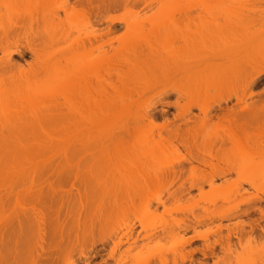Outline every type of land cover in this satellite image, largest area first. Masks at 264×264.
Wrapping results in <instances>:
<instances>
[{
  "label": "rangeland",
  "instance_id": "rangeland-1",
  "mask_svg": "<svg viewBox=\"0 0 264 264\" xmlns=\"http://www.w3.org/2000/svg\"><path fill=\"white\" fill-rule=\"evenodd\" d=\"M11 1L9 0V2ZM19 1L21 2V0ZM118 1H121L119 2L118 6L110 8V10L104 13L103 16L99 17V20L97 21H100L101 17L106 19L105 21L102 19L101 23L94 21L92 17L93 15H90L88 13L87 14L90 15L88 22H86L88 20V15L86 16V20H84V17H82L83 15L81 16L83 19L80 16H75V23H77L78 26H81V23L83 24L85 22H91L92 24H89L97 27H94V30L98 31L100 29L101 31V29H103L104 31H107L106 33H108L107 36L109 37L105 36V34L102 33V36H97L98 38L99 36L100 39L105 38V40L110 38V42L111 37L113 38L111 46L112 48L109 46H107L109 47L108 50L106 49L107 47L104 48L105 51L107 50L105 53H107L108 56L112 55V57L109 58V61L111 63L107 60V62H105V65H103L105 66V68H107L106 71L103 66L101 67L103 72L100 68L101 74H103L104 76L102 75V77L99 73L98 75L101 76L102 80L104 77L106 78L108 76H110L107 78H110V82L112 80L115 81V79L118 80V77L115 76V74H112L113 72H115L114 70L117 66H120V69L118 67L117 68L121 71L123 69L125 70L126 68L131 69L129 68V66L125 67V62H120L119 60L121 56L127 55V53L129 52L131 53V51H129L130 49H128L127 43L133 44L135 41L134 38L138 39L140 36V39H143L144 36L147 35V38L151 37V39L154 40L158 38L157 41L160 40L159 42L161 43L166 39L169 40V42H171L172 40L174 41L168 43L167 46H165L166 42L165 44L162 43L163 46L167 47L168 49L167 50L164 48L165 50H163L162 44L153 40L154 42H157L156 45L158 44L157 47H159L158 50H156L157 47L151 44V47L155 48L153 49L155 50V52L152 50L153 55L150 58L151 60H147V73L145 74V76H143L144 74L141 75L140 73L138 74L139 76H137V73L134 76V78L137 76L134 81H136V83L137 81H140L139 83L131 86H124L118 81H116V84L114 81H112L115 84V88L111 89L105 87L106 90H108V93H105L104 95L102 94L103 99L101 98L102 96L99 95V93H97L99 96H101L99 98L98 95L95 93V95H97V99H101V101H99V104L100 102H102V105L105 104V101L108 99L110 101L107 103V105H110L112 115L114 116L111 115L110 120H107L108 122L104 121L105 123L94 126L95 123L92 121V126L88 125L85 121V114L88 111L84 113L87 110H85V107H83L84 104L83 106H80V103L78 104L77 102H75L77 106L74 105V110V103L72 102L75 101L73 100L74 98L70 102V97L69 102L72 103V105H70L69 102L67 103L65 100H63V97H53V100H55L53 102L51 100L52 97L50 99V96H48L47 98L45 97L44 100L46 103L48 102L52 105H55V103H64L63 106L60 105V108H64L65 106L67 107L66 109L62 108L63 110L60 109L64 113L63 114L61 112V118L63 119V122L59 120L60 123H58V125L56 126L57 129H53H56L57 131L59 130L60 132L63 131L62 129L67 130L66 128L69 127L73 130L75 129L73 131V134L76 138L75 140H77L75 144L77 146L79 144L81 145L82 143L86 144V146L82 144V147L80 149L84 152L87 151L86 155L85 153L84 155H82L88 158H83L82 155L77 154V157L75 158L73 157L69 159H59L61 161H59L60 163L58 162L60 164L58 168H53V166H56L53 165V163H55L56 161L51 162L53 159H33L31 161L29 160L30 162L25 161L16 169L17 174L11 175L8 181V183L12 186L11 197L8 206L6 204L4 205V209L5 215L7 211V214L9 213L8 215H11L10 217L12 221L10 224L9 241L4 242L1 246L0 264H68L70 261H73V264H86L84 256H91L88 260L89 264H140L142 263L143 259L144 261L148 262V264H174L175 261H179L181 259V256H186L191 249L197 248L198 250H201V247L205 246V244H209L208 246L212 245L216 257H214L211 253L210 255V251L207 250L206 252L209 256L207 255L202 257L201 252H198L197 250L196 252H193L191 254V258L193 260L192 263L186 260L185 262L180 264H264V259L262 261V258L264 257V236L259 235L261 234L260 227H264V215L261 216L260 211L261 209H264V201L261 200L262 197H264V164H259L260 166L258 167L256 166L258 164L257 163L255 166L258 168L255 169V173H253V165L256 163L255 161L254 163L252 160V162L254 163L252 164V162L250 163L249 160L247 161L244 158L247 161L246 162L242 160L243 164L246 163L245 165H239L242 161H239L237 163L235 161V163H230L229 161H227L226 163H224L225 161L220 159L223 157L217 155V150H219L218 148L220 147V145H222L221 142L223 140H225L224 147L229 148L228 146H230L231 143L227 138H229L233 132L239 135L240 137L243 136L241 131H239L236 127L234 128L233 124L221 121V119L219 121V119L217 120L215 119V117H212V119L208 122L205 128L200 126L202 128V131L200 132H202L203 136L205 135V138L207 137V139L203 141V146L201 147V150L204 152H211L213 157H208L209 155H205V157H202L207 161H209L210 159L211 162H208V165L206 163V165H203L198 161L191 160L192 166H196H194L195 170L191 166V163L190 165L189 163L186 164V161L184 160L185 158L187 160H190L191 157L188 156L190 150L188 152L187 148L185 149V147L183 148V146H179L175 141L173 142V144L177 146L176 149H173L174 147L172 145L168 146V144H166L169 148L166 150L171 152V155L169 152H167V155L164 154L162 158H160L161 163L158 162L159 164H156L157 162L155 161H157V159L154 158L156 159L153 160L154 165L151 163V159L150 161L148 160L149 158L146 157L147 155L145 157L142 156L145 153H143L142 155L138 153L141 156L135 153L137 149H134L135 152H133L134 150L130 148V153L133 152L134 156L127 152L126 155L125 153L122 154V152H124V141L116 142L114 148L112 144L110 145L112 148H109H111V150H114L112 155L104 153V155H102V153L99 154L100 149L102 148H100V146L103 145L102 142L104 140H106L107 142V139H117V137L120 135L126 137V141L130 142L129 144L132 143V146H137L139 145L138 140H144V138L146 139V141L140 142H145V145H147L146 143L149 144V139H156V134H158L159 131H162L161 134L163 136L167 134V131L158 130L157 128L158 125L164 121V116L162 117V115H160L159 113L154 124L149 123L148 120H144L143 122L134 124L132 120L135 115H138L140 112H142L146 108L151 107V105H154L155 103L158 109H167V116L165 117L169 119L172 118L175 114H178L176 112V108H173L172 106H164L163 104L159 103L160 101H157L159 99V96L157 95L158 92L165 89H169L170 87H177L180 85L183 86L185 84L184 76L187 73L185 71L188 70V66L190 67V65L188 64H192L191 70L198 72L199 83H201L202 89L197 96L181 99V110L179 109L180 111H184L194 103H199L201 105L215 104V102L219 100L220 97H222V99L223 97L231 98L227 101V103L223 101H221L222 103L219 102L222 107L225 104L230 105L232 104V102H234L236 106H239L241 103H238L239 105L236 104L237 102L235 101L234 96H241L243 94L241 88L242 84H244V81L246 79L249 80L250 77L255 75V73L259 71H264V63L259 62V65L257 67L251 68L250 64H248L250 59L247 57L248 60L247 58L245 60L244 58L245 55L247 56V54L251 56L250 53H246L247 48H250V50H252L253 47L256 46L254 45L253 47H248V42L251 41V37L262 35L259 40H264V0H180L181 3H184L188 6H192L195 3L202 4L201 9H199L198 11H190L189 29H183L184 26L181 23L182 20H179L178 18L180 17L179 14H176V18L180 21H178L177 26L175 25L176 23L174 24V21H167L164 17L163 21L161 17L162 14L156 16L157 14L155 13V6L159 3L169 2L170 0H158V3L153 0L150 7L145 8L144 10H140L141 7L136 3V0H130V2H128V4L125 6L123 5L124 0ZM9 2L8 0L0 1V16H2V18L0 17V23L2 21V24H4L5 19L6 21L8 19V17L5 16H7V12L9 11V9L15 5L11 3L13 6L10 7ZM20 2L18 4L21 8ZM69 2H71V0H69ZM73 2L74 1L72 0V3ZM22 3H26V0L25 2L22 1ZM28 3H26V5H28L30 10V7H33L34 4L32 5L30 3V5ZM132 4L133 8L130 9ZM19 6H17V8ZM20 8H18V12L20 11L21 13V10H23L24 7L19 10ZM31 9L33 10L34 8ZM25 10L26 12L23 11L21 15L24 12H28V9ZM136 10L137 12H135ZM15 13L16 14L12 13L11 16H19L17 11ZM32 13H34V11H32ZM38 17H40V15ZM111 18L115 20L112 24L109 21ZM156 18H159L161 21L157 20ZM177 19L175 21H177ZM8 21L5 22L4 25L0 24V57L3 56L4 53L9 50L13 51L17 49L19 51H22L23 59L17 54H12V61L17 62L18 66H15V68L12 69L10 72L3 73V75H0V80H4L5 82L7 80H10L11 75V79H13V76H17L18 79H20V74L22 76H26V71L30 69L28 68L29 66H27L28 62L29 64L32 62H36L33 61L35 59L31 56V53L26 50L27 44H29V42L37 45L38 50H40V57L44 60V62L47 63V60H49L52 63V59L54 57V54L48 53L51 48L49 47L46 38L39 39V35H37L40 34L42 31L44 33L45 31H47L44 29V24L42 25V27L40 24H38L39 26L37 25V27L24 24L23 26L25 27H23L22 29L17 26L16 28L19 29L13 30V32L9 35L10 38L8 39L9 41L7 40V44V42L5 41L6 37L4 35V32L6 31L4 30V27L6 26L9 28V26H7ZM13 21L16 22L15 19ZM40 21L39 23H41ZM165 21H167L166 24H164ZM125 22L129 23L130 25H135L137 23V27L134 28L126 26ZM159 22H162L164 25H161L159 29H156V26L160 24ZM10 23H12V21ZM155 23H158V25H156ZM19 24L20 23H18V25ZM89 24H86L88 27L84 26V29L82 28V26L80 27V36L82 34V37H86L85 35L83 36V34L93 32L90 29L93 26H90ZM152 25H154V27L151 28ZM2 26L4 27L1 29ZM107 26H109V28ZM182 29L190 31L191 35L190 37H188L187 44H185L184 40L182 38L180 39V37L178 39L176 38L177 40L174 38L180 36L181 34L183 37H185V33L188 32L182 31ZM6 30L8 29L6 28ZM111 30H113L114 32ZM148 30L151 32L153 30L154 32L152 34L156 33V35L154 34V36H150ZM144 31L146 34L144 33ZM193 31L195 32V34H192ZM196 32L200 34H196ZM95 33L97 34V32ZM141 35H143V37ZM40 36H43V34ZM248 38L249 40H247ZM69 42H67L66 45ZM95 42L96 41H94V43ZM98 42H100L99 39ZM141 43L143 45V48L146 49L144 42ZM184 44V47L186 49L184 48V50L182 51L184 53H182L180 52L182 50L180 48H183L182 45ZM250 50L248 49V51ZM92 52L91 55H89L90 57H88V59L90 58L91 60H93L96 55H99V50ZM101 52L102 50L100 51V54L102 56L103 52ZM181 54L184 55L182 56ZM50 56H53L51 60L48 59L50 58ZM129 56L132 55L130 54ZM40 57L38 59L42 60L40 59ZM106 57L107 56H105V58ZM184 57H187L185 58L186 60L184 59ZM55 58L58 61L57 65L61 64L64 67V62H62L61 60L60 63V59H57L58 57ZM182 58L185 60V62ZM113 60L117 61L116 63L114 62L115 67H113ZM196 60H198L199 63L197 64V66L193 67V65H195L194 62ZM44 62L42 61V63ZM122 63H124V65ZM19 64L21 65L19 66ZM70 64L71 66H74L72 63ZM126 64L128 65L129 63ZM36 65L38 66L40 64L36 63ZM44 65L46 64L44 63L42 66ZM106 65L110 67V70L111 67L112 69L114 68L113 71L111 70L112 73L110 70H108L109 67H107ZM118 69L116 70L117 72H119ZM60 70H62V68ZM65 71L66 70H64V72ZM161 71L165 72V75ZM107 72L108 74L109 72L111 74L108 75ZM9 74H11L10 77H8ZM105 78L104 80H106ZM14 79H16V77H14ZM4 81H0V83H3ZM93 81L97 82L95 80ZM141 82L142 84H140ZM146 82H148V85H146ZM7 85L1 84L0 92H6ZM145 89L147 90L144 92ZM263 89L264 74L262 75L261 81L257 86L252 88L250 91L246 90L247 92H244V95L248 94L245 99L246 101L248 100L247 103L249 102V104H252V106H259L260 103L262 104L264 102ZM249 92H252V94L250 95ZM105 96H107L108 99H106ZM162 99L166 101H174L175 95H170V97H163ZM57 100H59V102ZM63 101H65L66 103ZM65 104L69 105L67 106ZM78 106L79 109L80 107H83L84 109H78L80 111L79 112L77 110ZM100 107L103 106L100 105ZM219 110L220 109L217 108V113L220 112ZM67 112L69 115L67 114ZM190 112L191 113L189 114H185L184 117H181L182 119L179 118L178 120H175V123L184 121L183 118L185 119L188 117H193L192 119H190V121H188L187 126L185 123V125L181 124L182 127L184 126L183 129H185L186 127L190 128L192 125L191 123H193V120L196 121V118H198L199 116L202 117V114L197 108V106L191 107ZM196 115H198V117ZM260 117L262 118L260 120V126L258 127V129L260 128V130H255L253 128L254 131H250L252 139L251 141L254 142V144H250L252 142H250L249 140L247 141H249L250 143L248 145L245 144L247 143L246 141H244L245 138L244 140L241 138L243 142H241L242 140L239 141L244 144V147L242 148H244L246 151H248V149L249 151H251V155L253 156L252 159L254 160H261L262 158L264 159V114H262ZM196 126L198 127V124ZM125 128H127L128 132H124ZM192 128L194 130L193 125ZM71 131L72 130L70 129L66 132H69L68 134H70ZM254 133L257 134V136H255ZM99 141H101V144L99 143ZM106 142H104V146H106L107 143H111ZM118 144L123 145L118 147ZM240 146H242V144L236 147ZM96 147H98L99 150ZM170 147L172 148L171 150ZM118 148L123 151L118 150ZM115 149H117V152L115 151ZM177 149L178 151H173ZM90 150L92 152H96V154L94 153L93 156L91 155L92 157H89L90 155L87 156ZM138 150L141 151L140 149ZM193 150L192 152L195 154L196 150ZM245 150H235V152L237 151L240 153L238 159L242 158L240 157L241 154L243 155V153L241 152H244ZM91 151L90 153L92 154ZM119 151H121V153ZM116 153L121 155L118 156ZM248 153L246 154V156L250 155ZM115 154L117 156H114ZM233 154L234 152L228 154L230 155V157L228 158H230V160L232 158V161L234 157ZM236 154L238 155V153ZM136 155H138V158H135ZM201 156L202 155H200V157ZM200 157L198 156V158ZM236 158L237 156L234 157V160ZM170 160L177 162L174 166L175 169H181L182 171V173L178 174L176 177L169 173H164L165 168L168 166V162H170ZM219 161H222L223 163ZM211 163L213 164L210 165ZM248 163H250L252 166H247L250 165ZM191 167L192 169H190ZM227 169H229L228 172L222 177L216 176L217 171H225ZM51 174L53 175V178H51V180L49 181L50 183L49 185H47L46 189L57 194L65 193L69 188L68 182H66V180L64 179L58 181L54 179L57 178V175L69 174L72 177L76 176L75 178H77V181L80 182V184L77 186L79 194L77 193L76 195L75 193V197L71 200V202H69L66 206L62 207L61 212L59 213V218L62 221L60 223L61 232L55 237L53 235V232L51 234L50 230H48L47 228L45 210L42 212L44 215V221H42L40 214H36V219L39 221V228H41V235L38 239H35L33 232V219L31 218L32 207H37L34 203V196L38 191L44 192L42 189H40V187L45 184V182H43L44 178H39L43 176L47 177ZM251 176L255 178H252L253 180H255V187L252 186L253 183H248ZM243 177L244 179L245 177L249 179L242 180ZM87 183H89L90 187H94V190H96L97 194L96 192L93 193L96 196L93 194L90 195V197L85 194L87 189L89 190ZM192 184H197V186H200V188H192ZM255 196H260V199H258L257 201L252 200L254 202H247L248 200H250L247 198H254ZM158 198H160L162 201H166L165 205L162 206H167V208L162 207L160 204L156 206V199ZM253 206L255 207L253 208ZM259 208L260 210H258ZM246 209L250 211H247L246 214H242L241 212L245 211ZM46 211L51 217H55V215L50 213L52 210L48 211L46 209ZM220 213H224L226 215H228L229 213V217H224V219L218 218V214ZM142 215H145V217H143ZM139 216L143 217L144 220L141 217L140 218L143 220L144 223H146L147 220V222L150 221V227L146 230V232L150 233V230L154 231V234L157 236H155V238L153 237L154 239L151 238L145 241L146 243H143L142 248L140 246L134 247L128 252H126V249H124L127 248V245H121L117 248L118 250L116 249V251L113 253L114 258L112 257V259H108L107 263L102 262L101 259H104L107 256L109 248L113 244L112 240H108L104 246L98 243L100 240L102 241V239L107 237L105 236V234L107 235L109 233V231L107 230L113 231L118 229L119 232H121L125 230V227L123 228L122 226L131 225L134 223V231H137L140 229V226H138V222L136 221ZM192 216L202 217L203 221H201L203 223L200 222L199 224L195 225L194 228L191 227L184 231L181 228L182 225L184 226V224H187V222L192 219ZM258 218H260V220ZM250 219H257L258 223L256 226H258L259 228L255 227L254 231H250L249 225H251V223L253 222ZM12 224L13 227L18 230V238L17 243L15 245H13V238L11 236ZM224 224H226L225 228ZM218 225L223 226H221V228L219 227L220 229H217ZM174 228L176 229L174 230ZM169 229L174 230V233H172L173 231L170 232L172 234L168 233L169 231L167 232V230ZM238 230L242 233V235L240 236V241H238L236 237L230 236V240L228 243V241L226 240V236L228 234L231 235V233L234 234V232ZM165 232H167V234H164ZM190 235H194L195 237L191 238ZM202 236H205L206 238ZM185 238L191 239L187 242V239ZM184 239L186 241H184ZM95 243L96 245L94 249L91 250L90 245L92 246V244ZM149 245H152L153 248H150L151 246ZM13 246L16 247L14 251L12 250ZM40 246H42V250L40 249ZM222 246L230 247L229 251H223ZM147 248L148 250L151 249L149 251H151L154 256L148 250H146ZM145 251L148 254L150 253L152 255H149L151 256L150 259ZM222 251L224 253H222ZM143 254L145 256H143ZM217 256L222 258H217ZM261 261L263 263H261Z\"/></svg>",
  "mask_w": 264,
  "mask_h": 264
},
{
  "label": "bare ground",
  "instance_id": "bare-ground-1",
  "mask_svg": "<svg viewBox=\"0 0 264 264\" xmlns=\"http://www.w3.org/2000/svg\"><path fill=\"white\" fill-rule=\"evenodd\" d=\"M12 1L9 2V0H8L10 7H12L14 4L16 5L20 2L19 0H17V1L15 0L16 2L13 1L15 3H13ZM22 1L25 2V0H21V2H20L21 8H20L19 4L16 6L14 5L15 8L13 6L12 7L13 9L8 6L10 8L9 11H11V12L8 11L7 16H5V17H8V19H9V21L7 19V21H8L7 26H9V28L5 26L8 29V30H6V28L4 26L1 27V29L4 27V30L6 31V32H4V35L6 37V38L4 37L6 39L5 41L8 44V41H9L8 39L10 38L9 35L13 32L14 29H19V28L22 29L23 27H25V26H23L24 24L29 25V26H33V27L34 26L37 27L38 24H40L42 27V25L44 24L45 28L44 27L43 28L45 30H47V31L50 29L51 30L48 32L45 31V33L43 31L42 32L40 31L41 33L38 32L40 34H37V35H39V39L46 38L47 43H48L49 47L51 48V50L48 53L54 54L53 55L54 57L50 56V58H48V59L51 60V58L53 57L54 60L52 59V63L49 60H47V63L44 62V60L40 57V50H38L37 45L29 42V44H27L26 50H28L31 53V56L35 59L33 61H36V62L33 63L31 61L33 63V65H32V63L29 64V62H28L29 65L27 64V66H29L28 68H30V69H28L26 71V73H27L26 76H22L20 74V76H21V77L19 76L20 79H18L17 76H13V79H11L12 75L9 74L8 77H10V75H11L10 80L6 79L7 80L6 82L4 80H0V81H4L3 83H0V86H1V84H4V85L8 84L6 92H0V250H1V246L3 245V243L8 242L9 237H10V224H11L12 220L10 217L11 215H8L9 213L7 214V211H6V215H5L4 205L6 204L8 206V203H9V200L11 197V191H12V186L8 183V181H9L12 174H17L16 169L20 165H22L25 161L28 162L29 160L31 161L33 159L36 160L39 158H42L41 160H43V158L45 160L53 159L54 161L52 160L51 162L56 161L55 163H53V165H56V166H53V168H58L60 165L59 161H61L59 159H69V158H73V157L75 158V157H77L76 156L77 154L78 155L79 154L84 155V153H85V155H86V153H87V151L84 152V151H81V149H80L82 147L81 145L83 143L81 145L79 144L78 146L75 144L77 141V140H75L76 138H75V135L73 134V131L75 129L73 130L72 128L69 127L72 130L71 131L72 133L70 132L71 135L68 134L69 132L68 133L66 132V131L70 130L69 128H66L67 130L62 129L63 130L62 132H60L59 130L58 131L56 130L57 129L56 126L58 125V123H60L59 120H61V121L63 120L61 118V112L62 111L60 109L63 108L62 106L64 105V103L63 104L62 103L61 104L55 103V105L54 104L52 105V104H49L47 102L48 103L47 104L44 100L45 97L47 98L48 96H50L49 99L52 97L51 98L52 102L55 101V100H53L54 99L53 97H61V98L63 97V100H65L67 103L69 102L70 97H71L70 102L74 98L73 100H75V101H72L74 103L73 106L76 105L75 102H77L78 104L80 103L79 104L80 106H83V104H84L83 107H85V110L86 109L87 110L85 112L84 111H82V112L86 113L88 111L85 114L86 115V120H85L86 124L91 125L94 122L95 123V125L93 124L94 126L101 125L102 123H105L104 121L110 120L112 112L110 109V105H107V103L110 102L109 99L107 98V96H105V98L108 100H106L105 101L106 103L102 105L101 104L102 102H100V104H99V101H101V99L100 100L97 99V95H98L97 93H99V95L102 96L101 97L98 95V98L101 97L103 99V95L105 93L106 94L108 93L107 92L108 90H106V88H111V89L115 88L114 85L116 84V81H118L119 83H121L124 86H128V85L131 86V85L139 83L140 81L139 82L137 81V83H136V81H134V79L137 76H139L138 75L139 73L141 75L144 74L143 76H145V74L147 73L146 68H148L147 60L148 59L151 60L150 58L153 55V51L155 52V50H153L155 48H152L151 44L153 46L157 47L158 44L156 45V43L157 42L161 43V42H159L160 40L157 41L158 38L154 40V39H151V37L147 38L146 37L147 35H145L143 39H140V36H139V38L137 37L139 40L134 38L135 41L133 44L127 43L128 49H130L129 51H131V53L129 52V53H127V55L121 56L119 61L125 62V65H126L125 67L129 66V68H131V69L126 68L127 69V70L125 69L126 71L124 69L121 71V70H119L120 66H117L119 69L116 67V69L114 70L115 72L112 73L114 68L112 69V67H111V70H112L111 71L110 67L106 65L107 67H109L108 70H110L113 75L115 74V76L118 77V80L117 79H115V81L112 80L115 82V84H114L112 81L110 82V80H109L110 78L107 79L108 77H110V76H108L111 74L110 72H109V74L107 72L108 77H106V78L104 77L106 80H104V78L102 80V78H101V76L103 75V74H101V71H102L101 67L103 65H105V62H107V60H108V62H110L109 58L112 57V55L108 56L107 53H105V52L108 50L109 47L112 46V41H113L112 39L113 38L111 37V42L109 40L110 38H108L107 40H105V38L100 39V36L98 38L97 36L101 35L102 33L105 34V36H107L108 35V33H106L107 31H104L103 29H101V31L103 30L105 32L104 33L103 31L101 32L99 29L98 31H100V32H98V31L94 30L95 29L94 27H96V26L91 25L92 24L91 22H89L91 24L86 23V22L89 21L90 15H93L92 16L93 20L98 22V23L99 22L101 23L102 19L105 21L106 19L103 17H101L100 21H97V20H99L100 16H103L104 13L109 11L110 8H114V7L118 6L119 2H121V1H118V0H73L74 2L72 3V0H71V2H69V0H26V3L29 2L28 4H30V3L32 5L34 4L33 7H30V10H29L28 5H26V3H22ZM154 1L158 3V0H154ZM170 1H169L170 3L169 2H165V3L163 2V3H159L155 6V8H156L155 13L157 14L156 16L162 14L161 17H162L163 21H164L163 17L167 21L172 20V21H174V24L176 23L175 24L176 26L178 24V21L182 20L181 23L184 26V28H183V26H182V28L183 29H185V28L189 29L190 11L191 10L198 11L199 9H201L202 4L195 3L192 6H188V5H185L184 3H181L180 0H170ZM128 2H130V0H124L123 1L124 4L123 3L122 4L125 6L128 4ZM152 2H153V0H138V1L136 0V3L141 7L140 10H142V9L144 10L145 8L150 7ZM17 6H19L18 8H20L19 10H21L24 7L23 10H21L22 12L23 11L26 12L25 9H28L27 13L24 12L22 14V15H24V14L25 15L28 14V15L22 16L21 15L22 12L21 13H20V11L18 12ZM31 8H34V9L32 10ZM131 8H133V4L131 5L130 9ZM16 11H17L19 16H15V15L11 16L12 13L16 14L15 13ZM32 11H34V13H32ZM135 12H137V10ZM87 13L90 15H88ZM34 14L35 15L37 14V15L35 16ZM176 14L180 15V17H178L179 20L176 18ZM39 15H40V17H38ZM75 16L76 17L82 16V17H84V20L87 19L86 18V16H87L88 20L83 24L81 23V26L84 29V26L88 27L87 25L89 24L90 26H93L90 28L91 31H93V32H90L88 34H86V33L83 34V36L85 35L86 37H82V34L80 36L79 32L81 30V28H80L81 26H78L77 23H75L76 22ZM0 17L2 18V16H0ZM12 17H13V20L15 19L16 22H14L12 20ZM175 18L177 19V21H175L176 20ZM10 20L12 21V23H10L11 22ZM157 20L161 21L159 18ZM7 21L5 19V22H7ZM39 21L42 24L39 23ZM109 21L112 24L115 20L113 18H111ZM167 21H165L164 24H166ZM5 22H4V24H5ZM18 23H20V24L18 25ZM159 23H160L159 25H158V23H155L156 25H158V26H156L157 27L156 29H159V27H161V25H164L162 22H159ZM181 23H179V24H181ZM0 24L4 25V24H2V21ZM32 24H35V25H32ZM128 24L129 23L125 22L126 26H130V27H134V28L137 27V25H136L137 23L135 25H132V24L128 25ZM17 26H19V28H16ZM107 27L109 28V26H107ZM152 27H154V25H152L151 28ZM183 29H182V31L188 32V33H185V37H183L181 34L180 36L177 35L178 37H174V38L178 39L180 37V39L182 38L184 40V43L187 44L188 37H190L191 34H190L189 30H183ZM153 30H152V32L148 30L150 36L151 35L154 36V34L156 35V33L152 34L154 31H156V30H154V31ZM88 31H89V29H88ZM111 31H113V30H111ZM145 31H146V29H145ZM145 31H144V33H145ZM95 32H97V34ZM197 33L198 32H196V34ZM42 34H43V36H40ZM44 34H45V36H44ZM192 34H195V32L193 31ZM198 34H200V33H198ZM46 35H48V36H46ZM89 35L93 38V40ZM183 35H184V32H183ZM141 36L143 37V35H141ZM257 36L256 37L253 36L254 38L249 37L252 42L250 41V42H248L249 45L247 44L248 47H253L254 45H256V46H254L252 50H250V48H247V47H246L247 48V50H246V48H245L246 53L247 52L250 53L251 56H249V54H247V56L245 55L244 58H245V60L247 57L250 59L248 64H250L251 68L257 67L259 65V62L264 63V46H263L264 40H259L262 35L258 36V37ZM107 37H109V36H107ZM154 38H156V37H154ZM249 38L247 40H249ZM98 39L100 42H98ZM153 40L157 41V42H154ZM94 41H96V42L94 43ZM138 41L144 42L146 49L148 48L150 51L147 49L148 50V52H147V50L145 48H143L142 43L138 42ZM173 41L174 40H172L171 42H173ZM67 42H69V43L66 45ZM165 42H166V44H165ZM171 42H169V40H167V39L162 41V43H164L165 46H167L168 43H171ZM9 43H12V42H9ZM185 44L182 45L183 48L179 47L180 49H182L180 52H182L184 50ZM10 45H8V46H10ZM8 46H7V48H8ZM107 46H109V47H107ZM165 46H163V44H162L163 50L167 49V47H165ZM105 47H107L106 51L104 49ZM158 47L156 48V50H158ZM248 49L250 51H248ZM7 50H5V51H7ZM96 50L97 51L99 50V53H98L99 57L96 55V57L93 60H91L90 58L88 59V57H90L89 55H91V52L96 51ZM101 50L103 52V53L101 52L102 56L100 54ZM182 53H184V52H182ZM12 54H17L19 57H21L23 59L22 51H19L17 49H15L13 51L9 50L6 53H4V55L0 57V75H3V73L10 72L12 69L15 68V66H18L17 62L12 61V58H11ZM128 54L129 55L131 54L132 56H129ZM105 56H107V57L105 58ZM39 57L42 60H39L38 59ZM55 57H58L57 59H60L59 60L60 63H61V60H62V62H64V67L61 64H59L61 66L57 65L58 61L56 60ZM192 57H194V56H192ZM185 58H187V57H184V59ZM248 58H247V60H248ZM203 59H205V58H203ZM83 60H84V62H83ZM114 60H113V64H114L113 67H115V63L117 62ZM185 60H184V62H185ZM42 61L46 64L44 66H48V67L42 66L44 64V63H42ZM53 61H54V63H53ZM39 62H41V63H39ZM36 63H38L40 65L37 66ZM70 63H72L74 66H71ZM119 63H117V64H119ZM126 63H129L131 65H129V64L127 65ZM194 63H195V65H193V67L197 66L199 61L196 60ZM67 64H69V65H67ZM122 64L124 65V63H122ZM20 65L21 64H19V66ZM188 65H190L191 68L188 66V70L185 71L187 73L184 76L185 84L183 86L180 85L177 87H170L169 89H165V90L158 92V95H157V96H159V99L157 100V101H160L159 103L163 104L164 106H172L173 108H176V110H177L176 112L178 114H175V115L172 114L174 116L169 119V118L165 117V116H167V109H165V108L158 109V107L155 103L154 105H151V107L146 108L145 110L140 112L138 115H135V117L132 120L134 124H138L140 122H143L144 120H148L149 123L154 124L156 122V118H157V115L159 113L160 115H162V117L164 116L163 117L164 121L161 122L157 128H158V130L167 131V134H165L166 136L165 135L163 136L161 134L162 131L161 132L159 131L158 134H156L157 138L156 139L150 138L149 144L146 143L147 145H145V142L144 143L140 142V141H142V142L146 141L145 138H144V140H142V139L140 141L138 140L139 145H137L138 146V148H137L136 145L132 146V143L129 144L130 142L126 141L127 140L126 137H123L120 135L117 137L118 140L117 139H113V140L107 139V142H111L110 144L107 143L106 140H104L102 142L103 145L100 146V148L102 147L100 149V153L98 151L97 152L99 154L102 153V155H104V154L112 155L114 150L113 149L111 150L112 147L110 145L112 144L113 148H114V145L116 144V142L124 141L123 143H125L126 146L125 145L123 146L124 152H122V154L125 153V155H126V152L130 153V151H131L130 148H132V150L137 149L136 152H135V150L133 152H135L137 154L139 153L141 155L143 153H145L142 156L145 157L147 155L146 157L149 158L148 159L149 161L151 159L152 164L154 163L153 160H156V159H157V161H155V162H157L156 164H159V163H161L160 158H162V156L164 154L167 155L168 154L167 152H169L168 150H166V149H169L166 144H168V146L172 145L174 147L173 149H176L177 146L175 144H173V142L175 141V142H177V144L179 146H181V147L183 146V148L185 147V149L187 148L188 152L190 150V153L188 155L191 157L190 160H187L186 158L184 159L186 161V164L189 163V165H190L191 160H194V161H198L204 165L205 163L207 164L208 162L210 163L211 161H210V159H209V161H207L202 157H205V155H209L208 157H211V156L213 157V155L211 154V152H204L201 150V147L203 146V141L206 140L207 137L205 138V135L203 136L202 132H200V131H202L201 127L205 128L206 125L208 124V122L212 119V117H215V119H217V120L219 119V121L221 119V121H225V122H228L230 124H233L234 128L236 127L243 134V136L240 137L239 135H237L234 132L232 134L230 133L231 134L230 137L228 135L229 138H227L231 143L230 144L231 147L228 146L229 148L224 147L225 140H223L221 142L222 145H220V147L218 148L219 150H217V155L223 157L220 159L225 161L224 163H226L227 161H229L230 163L231 162L233 163L235 161L237 163V162L242 161V160L243 161L249 160L251 163L253 160V162L254 161L256 162V163L254 162L255 164L252 162V164H254L253 166L255 167V168L253 167V171L260 166L259 164H261V165L264 164L263 158H262L263 160L262 159L261 160L260 159L259 160L252 159L253 156L251 155L252 154L251 151H249V149H248V151H249V153H248V151H246L244 148H242V147H244V144L241 143V142H243V140L245 138L244 141L247 142L245 144L248 145L250 142H252L250 131H252V130L254 131V129L260 130V128L258 129V127L260 126V122H261L260 120L262 119L260 116L262 114H264V102L262 104L260 103L259 106H254V105L252 106V104H249V102L247 103L248 100L247 101L245 100L246 96L248 94L244 95V92L250 91L252 88H254L255 86H257L259 84V82L261 81L262 75L264 74L263 73L264 71H259V72L255 73V75L250 77L249 80L246 79L244 81V84H242V88H241V91H243L242 92L243 94L241 96L240 95L234 96L235 101L237 102V103L236 102L235 103L236 104L241 103L240 105L238 104L239 106H236L234 104V102H232V104H230V105L225 104L222 107V105H220V103H222L221 101L227 103V101L230 100L231 98L230 97H226V98L223 97V99H222V97H220L219 100H217L215 102V104L201 105L199 103H194V104L190 105L184 111L183 110L180 111L181 110L180 109L181 99L197 96L202 89L201 83H199L198 72L191 70L192 64H188ZM35 66H37V67H35ZM58 66H59V68H58ZM183 66H187V65H183ZM103 67L105 68V66H103ZM121 67H122V65H121ZM61 68H62V70H60ZM100 68H101V71H100ZM56 69H58V70H56ZM106 69L107 68H105V71H106ZM117 69L119 70V72L116 71ZM64 70H66V71L64 72ZM70 70H71V73H70ZM45 71L47 74L45 73ZM98 71H100V72H98ZM90 72H92V73H90ZM98 73L101 74V76L98 75ZM136 73H137V76L134 78ZM162 73H164V75H165V72H162ZM99 76H100V78H99ZM14 77H16V79H14ZM98 78L101 80H99ZM93 80H95L97 82H94ZM146 83H147L146 85H148V82H146ZM103 84H106V85H103ZM140 84H142V82ZM144 85H145V82H144ZM147 89H145L144 92ZM259 92H261V91H259ZM95 93L97 95H95ZM249 93H250V95L252 94V92H249ZM57 95H59V96H57ZM170 95H175L174 101L173 100L172 101H166V100L162 99L163 97H170ZM57 101L59 102V100H57ZM65 101H63V102H65ZM60 105H62L61 106L62 108H60ZM65 105H67V104H65ZM70 105H72V103H70ZM100 105L103 107H100ZM226 105H229V106H226ZM73 106H72V108H73ZM194 106L195 107L197 106V108L199 109V111L202 114V117L199 116L200 118L198 117V115H196L198 117L196 119L197 120L199 119L198 121L196 120L197 123L194 120H193V123L194 122L195 123L194 124L191 123L194 127V130L192 128V125L190 128L186 127L188 125L187 124L188 121H190V119H192L193 117L192 118H189V117L185 118L186 120L183 118V120H184V121H182L183 123L180 120H179L180 122L175 123V120H178L179 118L184 117L185 114L191 113L190 109H191V107H194ZM83 107L82 108L80 107V109H79V106H78L77 110L78 109L79 110L84 109ZM64 108L66 109L67 107L65 106ZM217 108L220 109L219 110L220 112H218V113H217ZM74 110H75V106H74ZM110 112H111V114H110ZM67 114H68V112H67ZM113 114H115V113H113ZM81 115H82V113H81ZM83 116H84V114H83ZM112 116H114V115H112ZM217 120H216V122H217ZM184 123L186 124L185 129H183L184 126L182 127V125H181ZM195 124L196 125L198 124V127ZM53 128H56V129H53ZM126 130H127V128L124 129V132H128V130L127 131ZM122 131H123V129H122ZM254 135L257 136V134H255V133H254ZM124 138H126V139H124ZM247 140H249L250 142ZM239 141H241V142H239ZM100 142L101 141H99V143ZM104 142L107 143L106 146H104L105 145ZM147 142H148V139H147ZM240 144H242V146H240L241 148L236 147V146H239ZM250 144H254V142H252ZM83 145L86 146V144H83ZM97 145H99V144H97ZM122 145L118 144V147L122 146ZM109 147H111V148H109ZM235 147L237 149L245 150L244 152H246V153H244L243 151L241 152V153H243V155L241 154V156H240L242 158L238 159L240 153L237 151L235 152V150H237ZM83 148H84V146H83ZM96 148L98 149V147H96ZM138 149H140L141 151H139ZM171 149L172 148L170 147V150ZM193 149H195L196 153L199 155H197L196 153H195L196 154L195 155L192 152ZM118 150H121V149L118 148ZM165 150H166V152H165ZM90 151H89L87 156L90 155L89 157H92L94 155V153L96 154V152H92V151H91L92 152V154H91ZM115 151L117 152V149H115ZM121 151H123V150H121ZM121 151H119V152L121 153ZM173 151L176 152V151H178V149L173 150ZM133 152L130 154L133 155ZM231 152H234L233 156L234 157L237 156V158H236L237 160L236 159L234 160V157H233V161H232V158H231V160H230V158H228V157H230V155H228V154H230ZM148 153H149V155H148ZM169 153L171 155V152H169ZM236 153H238V155ZM247 153L250 154L249 155L250 157L248 155L246 156ZM116 154L114 156H117V155L120 156L121 155V154L120 155L119 154L116 155ZM138 155H136L135 158H138L137 157ZM141 155H139V156H141ZM200 155H202V156L200 157ZM198 156L200 158H198ZM231 156H232V154H231ZM83 158H88V157L83 156ZM154 158H156V159H154ZM158 159H160V160H158ZM243 161L240 162L239 165H242ZM219 162H222V161H219ZM175 163H177V162L170 160V162H168V166L165 168L164 173H169V174L173 175L174 177H176L178 174L182 173L181 169H175V167H174ZM250 163H248V164H250ZM212 164L213 163H211L210 165H212ZM245 164H243V165H245ZM255 165L258 167H256ZM191 166H192V163H191ZM194 166H192V167L195 170L196 166L195 167ZM247 166H252V165L250 164ZM192 167L190 169H192ZM228 170L229 169H227L225 171L219 170V171H217L216 176L222 177L223 175H225L228 172ZM253 173H255V171ZM254 176H255V174H254ZM75 177L74 176L72 177L71 175L67 174V175H57V178L54 179L56 181L64 179V180H66V182H68L69 188L63 194H57L55 192H52V191L46 189L47 185H49V183H50L49 181L51 180V178H53L52 174L47 176V177L43 176V177L39 178V179L44 178L43 182H45V184L42 187H40V189H42L44 192L38 191L35 194L34 203L37 207H32V211H31L32 212L31 218L33 219V227H34L33 232H34V238L35 239H38L41 235V228H39V221L36 219V214H40L42 221H44V215L42 213L44 210H45V215H46V219H47V228H48V230H50L51 234L53 232V235L55 237L56 235H58L61 232L60 223L62 221L59 218V213L61 212V209L63 206H66L69 202H71V200L75 197V193H76V195L78 193L77 186L80 184V182L77 181V178H75ZM252 178L255 179L253 176H251L250 179L245 177V179H247V180L249 179L248 183H253L252 186L255 187L254 185H256V183H255V180H253ZM245 179L243 177L242 180H245ZM87 186H88L89 190L87 189L85 194L88 196L93 195L94 194L93 192H96V190H94V187H90L89 183H87ZM191 187L192 188L193 187H199L200 188V186H197V184H192ZM74 190H75V192H74ZM96 194H97V192H96ZM247 199H250L247 202H251L252 200L257 201L258 199H260V196H255L254 198H247ZM261 200L264 201V197H262ZM156 202H157L156 206H158V204H160L162 206V205H165L166 201H164V200L162 201L160 198H158V199H156ZM244 202H246V201H244ZM252 202H254V201H252ZM162 207L167 208V206H162ZM254 207L255 206H253V208ZM46 209L48 211L52 210L50 213L55 215V217H51L48 214V212L46 211ZM165 209H164V211H165ZM258 210H260V208ZM144 211H145V209H144ZM247 211H250V210L246 209L245 211H243L241 213L246 214ZM260 211H261V216L264 215V209L263 210L261 209ZM228 215H229V213H228ZM228 215H226L224 213L223 214L220 213V214H218V216H219L218 218L224 219V217H227ZM238 215H236V216H238ZM140 217L141 216H139L138 219H136V221L138 222L137 223L138 226H140V229L137 231H134V228H135L134 223L131 225L122 226L123 228L125 227V230H123V231L120 230L121 232H119L118 229L113 230V231L107 230V231H109V233L107 235L105 234V236H107V237H105V238L103 237L104 239H102V241L100 240L101 242L99 241L98 243H100L102 246H104L108 240H112L113 244L109 248L107 256L104 259H101L102 262L107 263L108 259H112V257L114 258L113 253L121 245L126 244L127 248H124V249H126V252H128V251L132 250L134 247L140 246L142 248V245L145 241H147L153 237L155 238V236H157L154 234V231L150 230V233L146 232V230L150 227V224H149L150 221L147 222L148 221L147 220L146 223H144L143 217H145V215L143 217H141L143 220ZM260 218H258V219L260 220ZM201 220H202V217L192 216V219H190V221H188L187 224H184V226L182 225V227L181 226H179V227H181L185 231L188 228H191V227L194 228L195 225H197L203 221V220L202 221ZM250 220H252V219H250ZM254 220L257 221V219H254ZM254 220H252L253 222L251 223V225H249L250 231H254L255 227L256 228L258 227V226H256L258 221L256 222ZM225 225L226 224H224V228H225ZM221 226H223V225H218L217 229L219 227L221 228ZM175 229L176 228H174V230ZM174 230L169 229V230H167V232L169 231L168 233H170L173 231L172 233H174ZM107 231H106V233H107ZM162 231H164V230H162ZM165 231H166V229H165ZM260 231H261V234H259V235L264 236V227L261 226ZM167 232H165L164 234H167ZM172 233H170V234H172ZM232 234L233 233H231V235L228 234L226 236V240L228 241V243L230 240L229 239L230 236L236 237V239H238V241H240V238H241L240 236L242 235L241 231L238 230V231L234 232L233 235ZM194 235H190V237L194 238L195 237ZM11 236L13 238V245H15L17 243V238H18V230H16L15 227H13V224H12ZM165 236H167V235H165ZM202 237L206 238L205 236H202ZM191 238H189V239L185 238V239H187V242H188V241H190ZM185 239H184V241H186ZM95 245H96V243L92 244V246L90 245L91 250L94 249ZM208 245L205 244V246L201 247V250H198L197 248L191 249L186 256H184V255L181 256V259L179 261H175L174 264H180V263L185 262L186 260H188L192 263L193 260L191 258V256H192L191 254L193 252H196L197 250H198V252H201L202 257L208 255L206 250L210 251L209 254L211 253L214 257H216V254L213 250L212 245H210L211 247ZM149 246H151L150 248H153L152 245H149ZM15 248L16 247L13 246L12 250L14 251ZM141 248H139V249H141ZM40 249L42 250V246H40ZM229 249H230V247H223L222 246L223 251H226V250L229 251ZM146 250H148V248ZM149 250H151V249H149ZM223 251H222V253H224ZM149 252L151 253V251H149ZM150 253L149 254L147 253L149 259L153 255L152 253H151L152 255ZM144 254H143V256H145ZM149 255H151V256H149ZM119 256H120V253H119ZM123 256H124V254H123ZM221 256H224V255H221ZM84 257L86 260L85 261L86 264H89L88 260L90 259L91 256L90 257L84 256ZM148 257H147V259H148ZM218 257L219 256H217V258ZM147 259H145V260H147ZM263 259H264V257L262 258V261H263ZM200 260H201V258H200ZM200 260H198V261H200ZM262 261H261V263H263ZM68 264H73V261H70ZM140 264H148V262L144 261V259H143L142 263H140Z\"/></svg>",
  "mask_w": 264,
  "mask_h": 264
}]
</instances>
